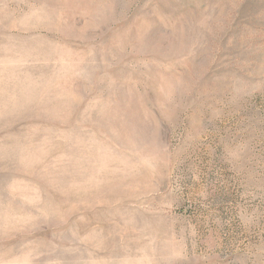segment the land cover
I'll return each instance as SVG.
<instances>
[{"label": "rangeland", "instance_id": "obj_1", "mask_svg": "<svg viewBox=\"0 0 264 264\" xmlns=\"http://www.w3.org/2000/svg\"><path fill=\"white\" fill-rule=\"evenodd\" d=\"M0 264H264V0H0Z\"/></svg>", "mask_w": 264, "mask_h": 264}]
</instances>
